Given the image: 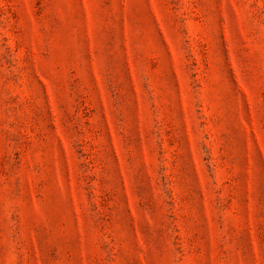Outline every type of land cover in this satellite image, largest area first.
<instances>
[{
  "label": "rangeland",
  "instance_id": "374dc122",
  "mask_svg": "<svg viewBox=\"0 0 264 264\" xmlns=\"http://www.w3.org/2000/svg\"><path fill=\"white\" fill-rule=\"evenodd\" d=\"M0 264H264V0H0Z\"/></svg>",
  "mask_w": 264,
  "mask_h": 264
}]
</instances>
